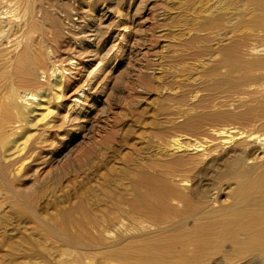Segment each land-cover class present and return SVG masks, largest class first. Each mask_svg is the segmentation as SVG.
Segmentation results:
<instances>
[{
  "label": "rangeland",
  "instance_id": "rangeland-1",
  "mask_svg": "<svg viewBox=\"0 0 264 264\" xmlns=\"http://www.w3.org/2000/svg\"><path fill=\"white\" fill-rule=\"evenodd\" d=\"M260 1L0 0V41L5 33L31 30L43 55L52 57L48 74L39 75L45 89L21 104L33 108L35 122L43 118L29 134H51L61 159L40 172L36 185L20 188L23 198L0 189V264H112L105 256L131 235L158 234L157 225L131 211V184L144 171L161 174L178 156L197 161L203 147L194 144L206 141L208 121L199 128L182 125L209 112L204 100L257 84L244 86L242 71L227 76L218 47L244 41L256 53L249 57L264 53ZM79 88L88 95L82 106L89 110V130L78 127L83 110L73 109L64 133L61 117ZM219 200L226 203L228 196L221 193ZM84 207L105 239L96 241L94 230L89 250L71 244V237L93 242L74 223H84Z\"/></svg>",
  "mask_w": 264,
  "mask_h": 264
},
{
  "label": "bare ground",
  "instance_id": "bare-ground-1",
  "mask_svg": "<svg viewBox=\"0 0 264 264\" xmlns=\"http://www.w3.org/2000/svg\"><path fill=\"white\" fill-rule=\"evenodd\" d=\"M259 4L264 9V1ZM31 32H8L0 41V189L17 191L18 198L24 197L20 191L23 185H36L40 172L61 160L55 141L49 138L51 134L47 138L29 134L43 118L35 122L33 108L21 104L39 98L38 93L45 89L40 72L47 73L52 60L43 55ZM251 47L244 41L218 47L227 76L242 71L244 86H258L243 88L238 84L233 95H211L202 102L210 108L209 112L195 114L182 125L199 128L208 121L206 141L194 144L196 148L203 147L197 161L192 156H178L161 169V174L144 171L133 181L130 209L157 225L158 234L152 236L144 231L131 235L132 239L105 256L110 263L236 264L251 255L245 264L264 261V53L249 57L256 54ZM93 51L87 50V54ZM60 83L62 86L63 80ZM217 88L214 86L213 90ZM83 89L71 95L77 98L61 117L59 130L64 133L69 132L68 115L73 109L83 110L77 125L81 131L88 129L89 110L82 106L88 95ZM230 101L233 110L228 108ZM21 140L24 142L18 146ZM167 178L187 185V191ZM221 193L228 196V202H220ZM83 210L84 223L74 222V218L73 222L85 229V237L93 242L71 237V244L89 250L96 241L104 243L105 239L91 211L85 207ZM111 218L108 224L112 223ZM94 230L99 232L98 239L92 235Z\"/></svg>",
  "mask_w": 264,
  "mask_h": 264
}]
</instances>
